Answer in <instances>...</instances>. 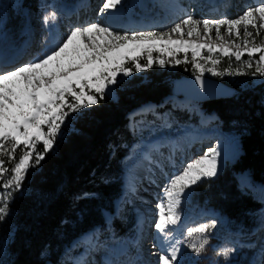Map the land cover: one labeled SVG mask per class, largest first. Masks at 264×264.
Segmentation results:
<instances>
[{
  "label": "trees",
  "instance_id": "obj_1",
  "mask_svg": "<svg viewBox=\"0 0 264 264\" xmlns=\"http://www.w3.org/2000/svg\"><path fill=\"white\" fill-rule=\"evenodd\" d=\"M178 56L185 60V53ZM229 60L222 57L219 65ZM139 62L146 64L144 59ZM126 66L134 70L133 74L116 85L115 95L107 92L103 99L97 95L96 105L69 112L65 119L70 118L68 129L58 134L39 165L31 162L33 166L25 173L20 189H10L9 212L0 220V237L8 228L14 229L8 264H65L64 253L84 231L99 226L107 235L119 237L130 229V224L113 214L114 201L122 190L124 146L133 138L128 115L143 102L161 103L174 92L173 77L183 73L187 79L193 71L188 54L187 62H174L171 71L161 70L154 63L144 75L131 62ZM258 89L260 86L239 88L232 96L203 101L210 113L221 117L225 128L240 133L243 152L234 165L196 187L200 201L249 228L263 203L259 196L240 189L235 173L248 170L264 181V95ZM173 111L183 121L193 119L186 110ZM36 151H43L42 144H37ZM22 153L21 146L14 160L7 155L0 157L3 167L10 172ZM8 172L1 174L0 191L12 175Z\"/></svg>",
  "mask_w": 264,
  "mask_h": 264
},
{
  "label": "snow or ice",
  "instance_id": "obj_2",
  "mask_svg": "<svg viewBox=\"0 0 264 264\" xmlns=\"http://www.w3.org/2000/svg\"><path fill=\"white\" fill-rule=\"evenodd\" d=\"M120 3L121 0H106L100 11L103 13L115 9ZM55 16L56 13L52 12L44 16L43 20L47 24ZM201 23L203 33L197 27ZM184 26L188 28L186 33ZM221 26H226L227 35H234L235 39L226 40L225 35L221 34ZM249 26L255 30V35L249 31ZM213 28L216 39L222 43H199L183 39L186 34L211 40ZM261 30H264V2L261 0H258L257 6L247 7L236 19L200 21L187 15L168 32L121 34L99 23H91L72 28L65 39L36 62L17 66L13 70L0 68V157L7 155L10 161L14 160L17 148L23 147L22 155L10 170L11 178L3 184L5 191L0 193V220L9 212L8 200L12 195L10 189L19 190L25 173L33 166L31 162L34 160L35 165H39L45 154L53 148L69 112H78L81 108L96 105L97 95L103 99L120 82L119 75L132 74L133 69L126 67L128 62L134 65L136 71L152 67L154 63L164 67V59H153V51H158L161 55L173 58L176 64L186 63L187 53L191 50L192 66L197 72L195 79L203 87L205 70L213 75H223L224 72L243 74L238 69L235 73L229 69L218 72L216 66L220 60L214 59L213 54L234 57L237 62L246 54L248 59L244 65L253 68L255 63V70L251 74L264 77V42H255ZM173 34L180 38L173 39ZM202 50H206L208 55L203 56ZM181 51L185 53L184 61L175 59ZM256 54H259L258 59H255ZM145 57L146 64L142 65L139 61ZM200 60L205 63H200ZM208 63L211 67L206 69L205 64ZM69 97L72 102H69ZM37 144H42V152L36 151ZM218 157L219 152L209 148L204 155L187 163L179 174L169 177L157 205L158 219L154 223L164 240L172 238L170 227L181 220L180 205L187 190L202 178L217 175ZM3 165L4 160L0 159V174L9 171ZM215 224L213 220L211 225L203 224L187 229L190 237L195 236L194 242L189 244L195 253L204 252L209 243L206 233ZM230 251L222 249L219 255L228 257ZM179 253V241H176L158 254L157 264H179Z\"/></svg>",
  "mask_w": 264,
  "mask_h": 264
},
{
  "label": "rangeland",
  "instance_id": "obj_3",
  "mask_svg": "<svg viewBox=\"0 0 264 264\" xmlns=\"http://www.w3.org/2000/svg\"><path fill=\"white\" fill-rule=\"evenodd\" d=\"M47 2L48 0H0V26H2V31L6 34V37L8 39V44L6 45L5 50L6 53L14 51L12 52V55L9 58H12L20 49L26 47H27L26 48L27 53L29 54L27 55V57L23 58V62L25 64L28 63L27 62L28 60L30 63L31 62L30 60L34 58H39L40 56H41L40 58H42L46 50L50 46H52V41H50L52 28L59 29L58 26H61V31L60 29L59 31L61 36H63L62 40L66 38L67 34L72 28L87 26L94 22L99 23L102 26L109 27L111 28L112 31L120 32L121 34L125 32L129 34H131L132 32H156V33L168 32L166 31V29L168 28V24H167L168 21L170 22L173 20L174 23H177V19L180 18L181 16H183L182 19H184L186 18L187 15H191L194 19L200 21H203L205 19L208 20L224 19V18L236 19L243 14V12L247 9V7L257 6L258 0H220L219 3L218 2L216 3L215 0L216 4H214L213 0L212 1L211 0H121V3L114 10L117 12H121L119 13V15L123 20L111 24H109L106 20L108 17L107 14H111L112 9L105 11L103 13H101L100 11V9L103 6V3H105L106 0H62V2L58 4L57 2L52 3L51 0H49L48 11H47V6H45ZM122 2L124 3L122 4ZM261 2H264V0H261ZM64 3L70 5L68 8H73L72 12L68 13L67 15L62 14L61 11H59L62 7H64ZM52 12L56 13V17H55L56 19H50V21L52 22L50 24L49 22L46 24L43 20V17L50 15ZM197 27L201 31V33H203L204 30L203 24L201 23ZM184 29L186 33L188 30L187 26H184ZM249 31H253L255 35V30L252 29L251 26H249ZM221 34L225 35L226 40L235 39L234 35L233 36L227 35L226 26H221ZM241 37H243V28H241ZM172 38L179 39L180 37L176 34H173ZM183 39L196 40L199 43H215V44L222 43L221 41L216 39L214 28H213L211 40L207 39L206 37L204 38H198L195 36L189 37L186 34L183 36ZM255 42L258 44L264 42V30H261L260 35L256 36ZM30 44H32V46ZM179 53L181 55L184 52L181 51ZM179 53H177L175 59L179 57L178 56ZM187 54L191 56V50H189ZM202 55L207 56L208 55L207 51L202 50ZM258 56L259 54H256L255 59H258ZM222 57H224L222 54L219 53L213 54L214 59L220 60L222 59ZM158 58L164 59L166 62L164 67H161L159 66L158 63H156L159 69L161 70L166 69L167 71H171L175 69L173 58L168 57L166 54L161 55L158 51H153L154 61ZM143 59L146 61V57L142 58V60ZM247 59L248 57L246 54L242 57V60L240 62H237L234 57H231L230 60L226 62V64H224V66H220L219 64L216 66L218 72H223L224 69H229L230 72L235 73L236 70L238 69L239 72L243 74H229V72H224L223 75H213L211 72L205 70L203 75L221 80L224 83L231 85L233 87L234 93L239 88L257 89L260 86V89L258 90L261 91H258V93L264 95V77L259 75L253 76L251 74L255 70V63L253 68H247L244 65V61ZM169 60H172V62L169 63L168 62ZM7 63L8 61H4V63L2 64H7ZM200 63L203 64L205 62L203 60H200ZM208 67H211L210 63L205 64V68L207 69ZM147 69L148 68H144L140 72L146 75ZM191 70L193 72L187 79H185L187 75H184L183 73L182 74L180 73L177 76L173 77V79H175L174 81H176L174 86V92L167 95L161 103H157L154 101L143 102L142 104L134 107L130 111V114L128 115V127L130 129L133 138L132 141L128 142L124 146L125 154L121 159L122 173H123L122 190L114 201V213H113L116 217H119L121 221L125 224H130L132 226V223L136 222V219L138 218V214L140 217L141 212H143L144 209H146L145 208L146 200L150 199V201H155L154 196H156L155 193L152 194L150 192L148 193L151 196L150 197L147 196V194H144L147 192H144L143 190L140 191L138 190L137 191L139 192L138 196L142 197L138 199L137 193H135L136 189L135 190L132 189L133 191L131 190V192L129 191L130 190L129 184H131V180H128L126 178L127 173L125 171L124 164L133 154V152L139 153V149L141 148L140 142L141 140L144 139V138L142 139V135L148 132V130L147 131L141 130L144 134H139L138 131L140 130L138 129V127L140 125H144L148 127L151 126L161 127L163 125L166 126L173 123L172 130L173 132H175L177 129H184L187 128L188 126L191 127L194 126L195 129L196 128L198 129L199 127L201 128L202 126H197V125L204 124L208 119H212L210 116L213 113L208 112L206 107L203 105V101L197 99L192 94H187L186 91L184 90V88L187 87V85L190 83L189 78L192 75L197 74L193 66L191 67ZM172 75L175 74L172 73ZM129 76H123L121 74L118 76V79L121 82ZM115 87L116 85L113 86L111 90L108 92H110L112 95H115V91H116ZM188 90L190 93H195L199 91L198 88H194L192 86H188ZM186 98L193 100L194 106H196V108L187 105ZM148 107H149L148 111H143V112L141 111L143 109H147ZM174 108H181L183 110L188 111L189 116L193 117L194 120L184 123L174 113L173 111ZM71 113L74 114L75 112H71ZM213 117H214L213 119H215L214 125L218 126V130L209 131L207 136H210L212 138L214 137L213 138L214 140L216 138L220 139V141L224 139V141L228 142L230 146L235 147L233 148V150H231L232 149L231 148L230 151L226 153L228 160L219 167L217 171V175H218L220 172L223 171L224 167L226 166L231 167L237 162V160L240 158L243 152V149H242L240 133L236 129L225 128L221 117H219L217 114H215V116ZM69 120L70 118H68L65 121V123L61 126L60 133L63 134L68 129V126L70 124ZM202 130L203 129L199 130V133ZM220 136H222L221 137L222 139L219 138ZM203 145L204 144L199 143L194 147V150H192L193 144H190L187 145L182 151H179L178 149H174L175 143L169 144L167 146L165 145V147L159 151L158 149L157 150L155 149L158 145L153 146L152 150L155 159H150L149 161L150 164L148 165L147 168L149 172L151 170L150 172L151 175L153 176L155 175V179L153 180H155V182L158 183L159 181L158 178L161 177L163 178V180H165V183H168L169 177H171L173 174H176L175 173L176 170L174 168L176 167V162L179 163V161H175V160L178 159H180V161L182 160V163L180 162L181 163L180 167L183 168L185 166L186 161H189L191 157H193V154H195V152L199 151L200 154L203 153V151L207 148L206 145L204 146ZM8 174H12L11 171L8 172ZM235 175L238 180V185L240 189L242 191L249 192L252 195L259 196V198L263 203V205L260 207L259 212L254 217V220L251 224V228L245 227L243 224L239 223L236 219H232L228 217L221 210L209 205L206 202H202V201L201 203L197 202L200 198V195L196 189V186L200 184L202 181L206 179L215 178L216 176L211 178H202V180L198 182L194 187H191L189 190H187L188 194L189 193L191 195L194 194L195 197L194 196L191 197V195L189 194L190 204L185 207V211L183 212L184 215L181 217L180 224L184 222L183 225L186 223L188 225L190 223L188 221V218L195 219L196 216L198 215H200V217H203V219L200 220L201 222H199L200 224L196 222H192L189 228H196L203 224L211 225L213 220L216 221L215 227H210L206 233V238L209 240L207 247H208V251H210L209 255L206 257L208 264H232L235 261L232 262L231 260L235 258H238L239 260H242L243 258H248L251 261L253 259L252 255L255 253V250L259 247L258 245L264 243V228H259V227H264V181L254 178L252 173L249 172L248 170L239 171L235 173ZM10 178L11 177L6 178L4 183H6L7 180ZM0 179H2L1 174H0ZM133 182L134 181H132V184ZM141 186L148 187L149 183H146L145 185L142 184ZM4 191L5 189L1 190L0 193H3ZM160 201L161 200H159L158 202L157 200L156 204L160 203ZM194 209L195 211H193ZM188 210L192 212H188ZM194 212H197V214L194 216L190 215V213H194ZM213 213L218 217H214ZM185 217L186 220H184ZM226 224H228L227 227L225 226ZM229 226H232L234 229ZM233 230L236 232V234H242L243 241L246 240L245 238L251 239L252 241L245 243L243 242L239 243L238 241H234L233 248L231 249L229 256L223 257L222 255H219V253L222 249H229L227 243L229 238L232 237L235 240L238 239V237L235 235V232ZM5 231L3 232V235L6 233ZM99 232H101V234L98 236ZM84 234L78 238H75L72 244L67 248V251L64 253L67 259V262L65 264H83V260H78V259L85 251V247H86V252L87 250L88 251L92 250V252H94L95 250L100 254V256L102 253V250L100 249L107 248L104 245L105 244L104 239H106L107 241L110 238H108L106 232H103L102 228L94 229L93 242L95 246L93 248L87 246L89 244L88 241L85 242V240H83V237L85 236ZM149 234H151L150 237H148ZM153 234H154L153 230L152 232L150 231L146 236L145 241L154 242L153 237L151 240V236H153ZM184 235H187L189 237L188 238L189 244L191 242H194L195 236L194 237L192 236L190 238L187 232V228H186V233ZM97 236L98 239L95 240ZM189 248L190 250L187 251L188 258L190 259L188 264H198V261L196 259L201 257L202 253L197 254L192 250L191 247ZM257 251H260V249L258 248ZM261 252L264 253V249H262ZM99 254L95 253L93 256H91L92 254L90 255V257L93 258V261H96V264L100 260V256H98ZM146 255L148 257V261L150 262V264H157L158 256L154 258L153 254H151L147 250H146ZM96 258H98V260ZM184 259L186 260L185 256ZM90 264H92V261L90 262ZM235 264H238V262H236Z\"/></svg>",
  "mask_w": 264,
  "mask_h": 264
},
{
  "label": "bare ground",
  "instance_id": "obj_4",
  "mask_svg": "<svg viewBox=\"0 0 264 264\" xmlns=\"http://www.w3.org/2000/svg\"><path fill=\"white\" fill-rule=\"evenodd\" d=\"M213 1H214V4H216L217 2L219 3L220 0H216V3H215V0H213ZM51 2L52 3H56L57 2V4H58V3H61L62 0H60V1L59 0H51ZM123 3L124 2H122V4ZM45 6H47V11H48L49 10V0H48V2L46 3ZM69 6H70L69 4L64 3V7H62L59 11H61L62 14L67 15L68 13L72 12V10H73V8H68ZM134 8H136V7H134ZM182 17L183 16H181L180 18L177 19V23H180V21L182 20ZM95 21H97V20H95ZM106 21L109 24L118 22V21L113 22L111 19H109V16L107 17ZM51 22L52 21L49 20V24ZM172 22H173V20L170 21V22L168 21V23H167L168 24V28L166 29V31H169V29L174 27V25L176 24L174 22L172 24ZM58 28L61 31V26H58ZM59 29L52 28V34L50 36V41H52V46H50L46 50L45 54H48L51 49H53L55 46H57L62 41L63 36H61ZM31 32H32V30H31ZM7 44H8V39L6 37V34L2 31V26H0V68H6L4 70H13L15 67L22 66L23 64H25L23 62V58L27 57V55L29 54V53H27V50H26L27 47L23 48V49H20L12 58H9V57H11L12 52H14V51L6 53L5 47H6ZM27 44H29V43H27ZM30 45L32 46V44H30ZM25 46H28V45H25ZM37 59L38 58H34V59L30 60L31 61L30 63L36 62ZM4 61H8V63L7 64H2V63H4ZM27 62L29 63V60ZM186 101H187L186 102L187 105H190L191 107L193 106L194 108H196V106H194V101L193 100H191L189 98H186ZM148 109H149V107L147 109H143L141 111L142 112L143 111H148ZM213 116H215V115L211 114L210 117L212 119H208L206 122L204 121L205 122L204 124H198L197 125V126H202L201 128L200 127L198 128L199 130L203 129L202 131H200V133H199V130L197 128L196 129L194 128V126H192V127L188 126L187 128H184V129H177L175 132H173V130H172V127H173L172 124L173 123H171L170 125H166V126L163 125L161 127H152V126L148 127V126H144V125H140L138 127V129L140 130V131H138L139 134H144L142 131H147L148 130V132H146L144 135H142V139L143 138L144 139L141 140V142L139 140L140 145H141L140 146L141 150L139 149V153L133 152V154L129 157V159L124 164V168H125V171L127 173L126 178L128 180H131V184H129L130 185V190L129 191L131 192L132 189H134V190L136 189L135 193H137V196H138V193H139V192H137L138 190L139 191L143 190L144 192H147V193H144V194H147V196H150L148 194L150 192L152 194H154V193L156 194V196H154V200L155 201H150V199L146 200L145 208L147 210L144 209V211L141 212V214H140V217L142 218V224H141V227H140V231L138 233L139 235L137 236L138 244H139V247H140V254H141V257H139L137 260L140 263H142V261H145V264H150V262L148 261V257L146 255V250L149 251L151 254H153L154 258L156 256H158L159 253L162 252L161 246L158 245V242H155V241L154 242H150V241L146 242L145 241L146 240V236L148 235V233L150 231L152 232V230H153L154 234H153V236H151V240H152V237H154V235H156V232H157V235H158V231L154 228V224H153L158 219V208H157L158 204H156V201L158 200V202H159V200L162 199V193H163L164 187L167 184V183H165V180H163V178H161V177L158 178L159 181H158V183H156L155 180H153V179H155V175L154 176L151 175L150 172L147 169L148 165L150 164V162H149L150 161V156L153 155V150H152L153 146L159 145V143L160 144H164L166 146L171 144V143H175L176 149H178L179 151H182L187 145H190V144H193L192 150H194V147L196 145H198L199 143L204 144V145H206L207 148L203 151V153L200 154L199 151L195 152V154H193V157H191V159L189 161H186L184 167H186L187 163H191L195 159H197L200 156L204 155V153L209 148H215L219 152V157H218V169H219V167L221 165H223L228 160V157L226 156V153L228 151H230L231 148H232L231 150H233V148H235V147L230 146L228 144V142L224 141V139L220 141V139L216 138L214 140L213 139L214 137L212 138L210 136H207L209 131H217L218 130V126L214 125L215 119H213L214 118ZM221 137L222 136H220L219 138H221ZM140 139H141V137H140ZM175 161H179V163L176 162V167L174 168L176 170L175 173L179 174V172L182 171V169H183V168L180 167V164L182 163V160L180 161V159H178V160H175ZM132 181H134L133 184H132ZM140 183H142L144 185L146 183H149V186L148 187H143V186H141L142 184H140ZM131 185H132V187H131ZM194 186H192V187H194ZM189 194L187 193L182 199V203L180 205L181 217L184 215L183 212L185 211V207L190 204ZM192 196L193 195H191V197ZM140 198H142V197L138 196V199H140ZM151 200H153V199H151ZM137 202H140V201H137ZM137 202H135V203H137ZM193 211H195V209ZM188 212H192V211L188 210ZM196 214H197V212L190 213V215H192V216H194ZM190 215H189V217H190ZM213 216L214 217H218L214 213H213ZM140 217H139V214H138V218H140ZM201 219H203V217H200V215L196 216L195 219L194 218H192V219L188 218V221L190 223L187 225V229L190 227V224L192 222L199 223V222H201L200 221ZM149 221H150V224H149ZM227 223H228V221H227ZM149 225H150V227H149ZM177 227L175 228V232L180 234L181 227H179V226H177ZM259 228H264V227H259ZM148 230H150V231H148ZM170 230H174L173 226L170 227ZM91 231L92 230H89V231H87L84 234L85 236L83 237V240H85V242L87 240L89 242V244L87 246L93 248L95 246V244L93 242L94 239L92 241H89L87 239L91 235ZM185 233H186V230H185L184 234ZM184 234L181 235L182 241L179 242V248L181 250V248L184 246L185 252H187V251L190 250L189 243H188V238L189 237L187 235H184ZM150 235L151 234H149L148 237H150ZM174 240H175V237H174V235H172V238L170 240H166V243H169V244L171 243V245H172ZM234 241H235L234 238H232V237L229 238V240L227 242L229 249L233 248ZM123 243H125L124 240L121 243H119L118 245H116V244L111 245L110 244L109 246H106L107 248H101L100 250H102L104 252H102V255L100 256V260H99V262L97 264H110V262H112L114 260V258H115L113 256V254L115 255V254H117L119 252V250H120V248H121ZM258 246H259L258 248L260 249V251H257V254L255 256L256 257V261H255L254 264H263L264 263V253L261 252V250L264 249V243H261ZM136 247L137 246H135V248ZM89 252H90V254H89ZM94 252H96V251L94 250ZM91 254H92V250H90V251L87 250V252H86V247H85V251L81 255V257L83 255H85L84 256L85 262L83 264H87V263L90 264L91 261H92V264H96V261H93V258L90 257ZM91 256H93V255H91ZM141 258H142V261H141ZM183 261H185L184 257H183ZM127 262L128 261H123L122 264H128Z\"/></svg>",
  "mask_w": 264,
  "mask_h": 264
},
{
  "label": "water",
  "instance_id": "obj_5",
  "mask_svg": "<svg viewBox=\"0 0 264 264\" xmlns=\"http://www.w3.org/2000/svg\"><path fill=\"white\" fill-rule=\"evenodd\" d=\"M197 74L192 75L189 80L190 83L187 85V87L184 88L187 94H192L199 100H206L210 97H219V96H232L234 91L233 87L231 85H228L224 83L221 80L204 76L203 79V87L200 86V84L196 81L195 77ZM188 86H192L194 88H198L199 91L195 93H190L188 90Z\"/></svg>",
  "mask_w": 264,
  "mask_h": 264
},
{
  "label": "built area",
  "instance_id": "obj_6",
  "mask_svg": "<svg viewBox=\"0 0 264 264\" xmlns=\"http://www.w3.org/2000/svg\"><path fill=\"white\" fill-rule=\"evenodd\" d=\"M11 234L7 235L4 239L0 241V257L3 261L8 262L11 257L10 250L8 249L9 242L11 241Z\"/></svg>",
  "mask_w": 264,
  "mask_h": 264
}]
</instances>
